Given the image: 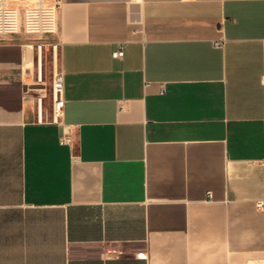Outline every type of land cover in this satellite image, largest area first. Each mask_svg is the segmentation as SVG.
I'll return each instance as SVG.
<instances>
[{
  "label": "crops",
  "instance_id": "0c3cea01",
  "mask_svg": "<svg viewBox=\"0 0 264 264\" xmlns=\"http://www.w3.org/2000/svg\"><path fill=\"white\" fill-rule=\"evenodd\" d=\"M56 37L68 144L0 36V264H264V0H61Z\"/></svg>",
  "mask_w": 264,
  "mask_h": 264
},
{
  "label": "built area",
  "instance_id": "2783aa9c",
  "mask_svg": "<svg viewBox=\"0 0 264 264\" xmlns=\"http://www.w3.org/2000/svg\"><path fill=\"white\" fill-rule=\"evenodd\" d=\"M60 7L61 0H0V36L23 32L29 37L31 71L27 73L25 87L33 93L34 121L60 127L59 142L68 144L70 129L62 121L63 72L60 44L56 37ZM122 56L121 47L111 52L113 59H121ZM256 207L264 208L263 202H257Z\"/></svg>",
  "mask_w": 264,
  "mask_h": 264
}]
</instances>
